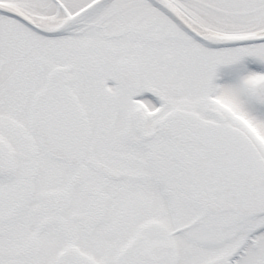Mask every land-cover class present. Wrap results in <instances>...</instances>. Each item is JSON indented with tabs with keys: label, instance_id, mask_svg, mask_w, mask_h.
Here are the masks:
<instances>
[{
	"label": "snow or ice",
	"instance_id": "1",
	"mask_svg": "<svg viewBox=\"0 0 264 264\" xmlns=\"http://www.w3.org/2000/svg\"><path fill=\"white\" fill-rule=\"evenodd\" d=\"M0 264H264V0H0Z\"/></svg>",
	"mask_w": 264,
	"mask_h": 264
}]
</instances>
